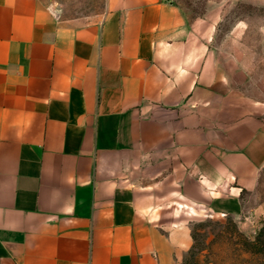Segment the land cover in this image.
I'll return each mask as SVG.
<instances>
[{
    "label": "crops",
    "instance_id": "obj_1",
    "mask_svg": "<svg viewBox=\"0 0 264 264\" xmlns=\"http://www.w3.org/2000/svg\"><path fill=\"white\" fill-rule=\"evenodd\" d=\"M213 31L172 0H0V264H187L177 213L264 219V98Z\"/></svg>",
    "mask_w": 264,
    "mask_h": 264
},
{
    "label": "rangeland",
    "instance_id": "obj_2",
    "mask_svg": "<svg viewBox=\"0 0 264 264\" xmlns=\"http://www.w3.org/2000/svg\"><path fill=\"white\" fill-rule=\"evenodd\" d=\"M186 17L214 25L210 53L230 86L248 97L264 98V0H172ZM60 18H99L107 0H40ZM248 207L264 203V171ZM195 235L187 264H264V252L246 251L236 230L254 239L264 219L177 213Z\"/></svg>",
    "mask_w": 264,
    "mask_h": 264
},
{
    "label": "trees",
    "instance_id": "obj_3",
    "mask_svg": "<svg viewBox=\"0 0 264 264\" xmlns=\"http://www.w3.org/2000/svg\"><path fill=\"white\" fill-rule=\"evenodd\" d=\"M236 233L239 236V239L243 243V247L246 251H254V252H264V221L261 227L258 229L256 236L254 239L248 237L244 232L236 230ZM193 238L195 239V235L193 234Z\"/></svg>",
    "mask_w": 264,
    "mask_h": 264
}]
</instances>
